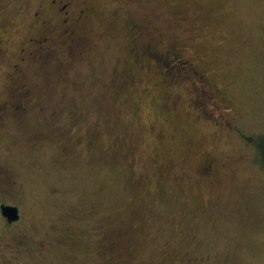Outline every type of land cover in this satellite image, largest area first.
<instances>
[{"label":"rangeland","instance_id":"1","mask_svg":"<svg viewBox=\"0 0 264 264\" xmlns=\"http://www.w3.org/2000/svg\"><path fill=\"white\" fill-rule=\"evenodd\" d=\"M39 1L0 0V101ZM89 1V49L61 44L46 66L23 64L38 96L0 122V164L17 183L0 197L23 211L9 228L0 214V264H264V0ZM156 36L207 69L229 113L197 100L174 55L156 54L168 76L136 52Z\"/></svg>","mask_w":264,"mask_h":264},{"label":"flooded vegetation","instance_id":"2","mask_svg":"<svg viewBox=\"0 0 264 264\" xmlns=\"http://www.w3.org/2000/svg\"><path fill=\"white\" fill-rule=\"evenodd\" d=\"M49 8V16L44 15L42 12L44 8ZM2 9V3L0 2V10ZM179 9L183 10L182 7ZM93 7L89 0H40L38 2V6L36 10L32 12V16L34 19L31 22V26L35 28V31L27 34L25 37V41L23 45L19 48L17 60L14 64H12V70L10 71L13 78V85L10 87V91L8 97L0 101V122L4 118L5 115L9 112L23 114L27 107L29 106V102L35 99L38 96L37 91H34L30 86L29 82L26 79V71H24V65L28 62V60H32L35 62H40L46 66L49 64L57 54L58 47L61 44L66 45L68 50H75L78 52L77 55H82V53L89 49L88 39L84 35H80L78 28L84 25L86 20L90 19L93 14ZM1 13V11H0ZM187 18L182 14L179 17V20L185 21ZM136 29L139 30L140 33H153L149 30V26H145L144 22L140 20L133 19ZM3 26V22L0 21V27ZM1 29V28H0ZM154 35V34H152ZM162 35V34H161ZM152 41H149L148 44L154 46L153 43H157L154 46L163 56H172L176 57L180 62V65L187 66L185 69V79H191V82L195 84L196 90H200V94H197L198 97L201 95L202 97H196L199 101L201 98H205L206 96L210 97L216 103H219V106L223 107L226 112L229 113L231 110L230 99L225 96V92L218 85L213 83L212 76L208 73L207 69L201 67L192 58L185 56L182 53L181 48L183 47L181 42H171V46L169 48H159V43L161 42V38L153 37ZM157 41V42H156ZM5 44L6 40L2 38V34L0 32V56L4 55L5 52ZM147 44V43H145ZM180 44V47H179ZM151 48V47H150ZM187 70V71H186ZM188 74V75H187ZM19 75L21 77H17L18 80L15 79ZM182 80V79H181ZM179 80H177L178 82ZM170 83H177L176 77H172L169 80ZM200 84L201 86H199ZM164 99L168 103H172L174 105L177 102L178 95H175L174 92H168L165 94ZM170 100V102L168 101ZM14 107V108H13ZM15 110V111H14ZM219 110V109H218ZM220 112V110H219ZM222 118V115L220 116ZM223 119V118H222ZM224 120V119H223ZM227 125L230 126L229 121H224ZM39 134L35 137H32L33 140L39 139ZM200 172L202 174H210L215 166V158L213 156H205L203 162L201 163ZM17 185L16 180L13 178L12 172H9L0 164V189L6 195L16 194V192H10L9 188H14ZM2 204L8 205H16L19 209V218L10 221L8 217L4 216L2 213ZM0 214L3 219V226L9 228L19 223L23 219V211L21 205L15 200L7 201L3 197H0ZM127 230H114V238L111 241L110 247L118 249L122 244V239L124 236L128 237L126 234ZM128 235V236H127ZM131 238V237H130Z\"/></svg>","mask_w":264,"mask_h":264},{"label":"trees","instance_id":"3","mask_svg":"<svg viewBox=\"0 0 264 264\" xmlns=\"http://www.w3.org/2000/svg\"><path fill=\"white\" fill-rule=\"evenodd\" d=\"M153 44H154V46H156L157 43L156 44L153 43ZM154 46H151L148 43L147 44H143V45L139 44L138 47H137L138 49L136 50V52L141 53V54L149 55L150 58L155 60L156 64L158 63L159 66H161V69H162L161 74L170 76L169 73H171V72L168 70V66L165 65L166 61H164L165 64L160 63V61L158 62V58L159 57L156 54H161V53ZM151 51H153V52H151ZM163 60H166V59H163ZM163 68L165 69L164 71H163ZM156 71L160 74V69H156ZM172 76H174V75H172ZM256 139H257L256 140V147H257V150L259 151V161H261L262 165L264 166V134L259 135Z\"/></svg>","mask_w":264,"mask_h":264},{"label":"water","instance_id":"4","mask_svg":"<svg viewBox=\"0 0 264 264\" xmlns=\"http://www.w3.org/2000/svg\"><path fill=\"white\" fill-rule=\"evenodd\" d=\"M1 206L3 215L8 217L10 221L18 219L20 217L18 206L12 204H2Z\"/></svg>","mask_w":264,"mask_h":264}]
</instances>
